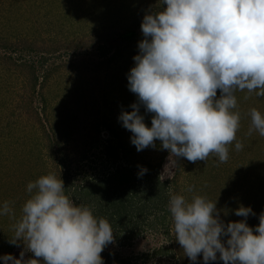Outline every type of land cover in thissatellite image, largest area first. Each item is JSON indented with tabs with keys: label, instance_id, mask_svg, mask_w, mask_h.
I'll return each instance as SVG.
<instances>
[{
	"label": "clouds",
	"instance_id": "9594fccd",
	"mask_svg": "<svg viewBox=\"0 0 264 264\" xmlns=\"http://www.w3.org/2000/svg\"><path fill=\"white\" fill-rule=\"evenodd\" d=\"M166 5L144 15L135 66L127 74L129 91L138 98L131 112L119 116L133 135L136 150L155 148V141L170 153L173 162L229 159V147L242 151L237 140L241 124L236 92L264 97V0H158ZM220 96L217 98V91ZM143 106L153 114L151 127L140 115ZM247 135L264 137V115L250 108ZM147 172L141 168L140 176ZM30 198L17 220L12 202L0 204V216L15 220L10 243L35 258L0 257L4 264H104L101 253L114 241L105 218L94 216L91 206L76 204L66 195L64 182L54 173L29 182ZM186 191L193 192L194 186ZM168 211L175 239L196 264L219 259L223 264H264V212L259 225L249 227L256 214L239 206L238 222L220 218L217 201L193 194L191 199L169 192ZM255 233V234H254ZM227 237L226 241L222 240Z\"/></svg>",
	"mask_w": 264,
	"mask_h": 264
},
{
	"label": "rangeland",
	"instance_id": "374dc122",
	"mask_svg": "<svg viewBox=\"0 0 264 264\" xmlns=\"http://www.w3.org/2000/svg\"><path fill=\"white\" fill-rule=\"evenodd\" d=\"M137 2L145 3V5L141 8L136 5ZM44 3L46 8L44 11L41 9L36 11L33 6L32 12L23 6L25 9L23 14L20 13L18 17H8L2 13L3 9L7 10V3L5 0H0V30L5 28V34L8 33L10 43H18L24 47L33 45L40 49H50L49 47L55 46V39L59 41L57 42L59 45L67 40L69 42V50H61L63 58L59 66L55 69L52 65L48 67L52 71L47 82L41 84L47 74L40 76L41 86L35 91L29 79L31 69L24 65L9 64L5 61L8 59L0 62V127L6 126L7 131L13 133V138H4L1 142V155L6 162L0 167V179H5L8 185L0 186V204L4 201L12 202L17 220L29 196L24 184L29 183L27 181L32 180V176L54 173L58 179H62L67 172L64 167L60 166L61 156H67L69 161L72 154H76L75 158L82 155L85 150L84 143L93 138L96 129L104 130L105 127L102 125L106 118L111 119L114 124L117 122L122 125L118 118L123 109L128 107L126 98L124 99L121 95L125 90H129L127 71L124 70L126 66L122 64L124 65L122 72L118 73L113 81L112 71H108L103 64L104 60L101 57L103 50L100 48L106 44L104 37L107 25V31L114 33H119L129 25L134 28L142 23V18L153 5L151 0H44ZM14 31L21 34L23 38L12 41L10 36ZM108 40H110L109 37ZM70 44L73 45L71 52ZM133 57L128 71L135 66ZM14 58H17V54ZM39 98L47 100L48 111L45 114L49 116V119H45L44 124L39 122L35 115L42 108ZM52 107L55 108V112H52ZM250 121L248 117L244 124ZM9 122H11L10 125H8ZM14 122H17L16 126L12 125ZM52 125L59 127L62 138L56 137L51 129ZM243 127L249 129L247 125ZM12 128L15 129V133ZM16 128L20 131L18 132ZM62 129L67 131H62ZM45 133L53 135L54 139L62 145L67 143L63 155L56 149L54 150L55 155L52 156L49 150L50 142ZM128 133L129 131L125 132L124 136ZM104 136L107 137V135ZM18 138L26 141L30 146L33 145L35 154L29 156V147L19 144ZM126 140L130 139L126 138ZM165 151L167 150L146 148L138 154L143 159L141 163L153 165L155 173L151 179L159 178L165 183L172 181L171 185L169 184L167 196L171 191L189 200L193 194H197L207 197L212 202L217 201L220 218L225 224L229 223L228 207L232 209L233 204L237 208L241 205L251 206L257 214L259 211H264V172L258 171V176L254 175L253 169L248 166L249 163L242 161L244 157L237 153L233 146L229 148V159L226 163H218V158L210 155L207 162L197 161L193 167L190 164V168L187 167L188 160L183 157L177 158L176 163L170 156L162 161ZM100 163L97 157L96 159L89 157L85 161L81 160L74 164L77 175H73L71 181L68 176V186L64 184L66 195L69 198L77 186L85 185L89 179L96 178L90 176L101 174L102 166H98L100 173L93 170L96 164ZM258 164L262 166V163ZM213 178L217 179L216 183ZM255 178H258V181ZM251 184L255 188H252ZM189 185L194 186L193 192L186 191ZM70 186L75 188L70 190ZM221 190L226 193L229 191L230 197L226 196L225 204H220V199L217 197ZM148 195H150L149 192ZM138 197L140 198L137 200V206L130 211L134 217L130 223L131 227L123 228L125 223L119 220L116 222L118 227L114 232L119 235L120 239L123 238V243L126 245L120 247V244L113 242L105 247L104 254L105 251H110L119 253L118 257L126 260L140 255H145L144 258L149 259L148 262L140 261L138 264L141 262L142 264H193L175 239L171 215L167 217V224H169L167 231L157 232L156 227H152V222L158 215L157 208H161L166 200L156 198L148 203L149 196L146 194ZM167 205L166 203L164 207ZM139 207L145 209L152 207L145 210L151 213L150 220L145 225L138 226L140 228L138 231H142L140 235L133 240H127L129 231L135 228L133 227L134 222L139 220L136 217ZM4 218L8 221L4 223L0 220V223H3L1 229L5 233V245L0 246V257L11 254L6 248L11 238L14 237L12 225L15 220L8 216ZM258 225L259 218L251 223L250 227L255 228ZM226 239L227 237L222 238L224 241ZM160 248H165L164 258L153 256L154 251ZM20 253H16L15 258L19 259ZM24 259H28L26 253ZM0 264H4L2 259H0ZM196 264H204L202 254L197 258ZM209 264H223V261L219 259V253H217V260L210 261Z\"/></svg>",
	"mask_w": 264,
	"mask_h": 264
},
{
	"label": "trees",
	"instance_id": "16d2710c",
	"mask_svg": "<svg viewBox=\"0 0 264 264\" xmlns=\"http://www.w3.org/2000/svg\"><path fill=\"white\" fill-rule=\"evenodd\" d=\"M5 3H7V10L3 9L2 13L8 17L20 16V13L24 12L25 10L24 7L29 8L32 12L33 6H35L36 11L40 9L42 11L46 10L44 0H37V2L36 0H5ZM151 3H153V5L150 9L147 10V14L153 11H159L161 10V8H166V5L161 6L158 3V0H151ZM136 5L143 8L145 3L142 4V2H137ZM142 13L144 14V12ZM107 26L105 31L106 36L104 37L106 44L102 45L100 48L101 50H103V54L101 55V57L104 60L103 64L106 66V69L108 71H112V79L114 78L113 81H115L117 74L122 72V67L124 66L122 64H125L126 66V69H124L127 71L126 75L130 72L128 71V68L129 64L132 63L131 58L133 57V55L138 54V43L142 41L144 37L140 27L141 24L134 26V28L129 25L128 27H125L124 30H120L119 33L107 31ZM107 36L110 38V40H108ZM8 38V33L7 35L5 34V28L3 30H0V62L8 59L5 61L9 62V64L11 63L17 66L24 65L31 69V75L29 79L31 86H33V91L39 88L41 84L47 82L48 76H50V73L52 71V69H49L48 67L52 65V68L55 69V67L59 66L63 58V53H61V50L69 48L68 40L62 45H59V43H57L59 41L55 39L54 42H56L54 43V47H49L50 49H40V47H35L33 45L24 47L20 46L18 43H10ZM10 38L12 41L21 40L23 36L21 34H17L14 31L12 32ZM71 47H73V45L71 46L70 44V52L71 50H73ZM16 54L17 58L15 59L14 55ZM19 61L21 63H19ZM78 68H80V66H78ZM43 72L46 73L41 74ZM42 75H46V77L42 79V83L40 84L39 77ZM124 92L121 95L124 97V99L126 98L125 100L126 104L128 103V107L126 109H123V111L131 112L133 109L130 107V105H132L133 103H138V98L129 90H125ZM235 95L237 97L239 110L241 112V127L236 133V137L237 140L242 141L244 144L243 150L236 152L244 157L242 161L249 163L248 166L253 169V174L258 176V171L264 172V137H261L257 132H253L251 136L247 135L248 129L246 127H243V125H247L248 128L250 127L251 121L244 124V122L249 117L247 113L250 108L254 107L259 110L262 115H264V97H256L255 94H252L248 99H245L244 97L247 95L246 90L245 92L237 91ZM219 96L220 92L218 90L217 98H219ZM39 99L42 108L40 110L37 109L39 111H37L35 115L38 117V121L44 124V120L49 119V116L45 114L46 111H48L47 100L43 98ZM140 109L141 115L144 116V123L148 127H151V119L153 114L147 113L146 109H144L143 106H141ZM52 112H55L54 107H52ZM10 124L11 122L8 123V125ZM13 124H15L16 126L17 122L12 123V125ZM102 126L105 127L103 131H101L100 128L96 129L93 138H90L89 141L84 143V153L82 155L80 154L79 157L76 158V154L70 155L69 161L67 160L68 157H65V155H63L67 143L62 145L61 142L54 139L53 135L45 133L47 140L50 142L49 150L51 151L52 156L55 155L54 150L56 149H58L59 153L63 155L61 156L60 166L64 167L67 172L66 176L62 177V180L66 187L68 186V176H70L71 181L72 176L77 175V171L74 170V164L79 163L81 160L85 161L89 157L91 159H96L97 157L99 159V162H101L100 164H96V166L94 167L95 169H93L100 173L98 166H102L101 174L90 176L96 178L89 179L85 185H80L76 188L74 186H70V190L73 187L75 188L72 192L73 195L70 196V198H72V200L76 204L91 206L94 216L107 219L112 225L114 235L113 242L120 244V247L125 246L126 243H123V238L120 239L119 235L115 234L114 232L116 227H118L116 226V222L119 220L120 222L125 223L123 225V228L131 227L130 223H132L134 217L132 216L130 211L133 207L137 206V200L138 198H140L138 196L145 194L149 196L147 198L148 203L153 202L154 200H156V198L157 200H166V202L162 204L161 208H157L158 215L155 218V221L152 222V227H156L155 230L157 232L167 231L166 229L169 227V224H167V217L168 215L170 216V213L168 211V208L164 207V205L166 203L168 204L167 201H169L170 199V196H167V192L169 189V184L171 185L172 181L165 183L160 181L159 178L151 179L152 175L155 173V171L153 170V165L150 163H141L143 159L139 157L136 147L131 143L132 133L130 131L126 136H124L125 132H127L128 130L117 122L115 124L112 123L111 119L109 118H106L103 121ZM7 128L8 127L6 126L0 127V167H2V165L6 162V160L3 159L1 155V142L2 140H4V138H13L12 131L8 132ZM51 129L56 137L62 138V133L59 127L52 125ZM12 130L15 133V129L12 128ZM19 131L20 130L18 129V132ZM62 131L67 130L62 129ZM68 135H65V137H68ZM104 135H107L108 138ZM126 138H129L130 140L128 141L126 140ZM18 141L19 144L29 147V156L31 154H35L33 145L30 146L26 141H21L19 138ZM231 146L235 148V142H233ZM150 149H162L161 142L159 140L155 141V148L149 147V150ZM168 156H170V153L168 151H165L162 157V161L165 160V158H167ZM257 163H262V166L260 164L257 165ZM190 164L192 165V167L195 165V163H191L188 161L187 167H189ZM141 168H146L148 172L140 176L139 173L141 171ZM155 170H157V168ZM43 175H40L38 177L32 176V180H29L27 182H34ZM255 179L258 181V178ZM213 180L215 183L217 182L216 178H213ZM27 184H24V186L27 187ZM72 184L76 185L75 182H72ZM7 185L8 182L5 179H0V186L5 187ZM251 187L255 188V186L253 187L252 184ZM258 190L259 189H257V191ZM148 192L150 195H148ZM228 193L229 191H227L226 193L224 190L218 192L219 195H217V197L220 199V204L226 203V196L230 197ZM258 193L260 194V191H258ZM29 198L30 194L27 199ZM151 208L152 207L145 209L144 207H139L138 213L136 215L139 220L134 222L133 227L135 228L134 230L131 229L129 231L130 233L128 235L129 237H127V240H133L136 236L140 235L142 231H138L140 229L138 228V226L145 225L150 220L151 213L146 212L145 210H149ZM228 209L229 222H238L244 220L243 217L239 218V216H236L234 214V211L238 209L234 204L232 206V209L231 207H228ZM251 209L256 215L254 219L252 215L247 218V224L249 227L250 224L254 223L255 220L259 218V215L264 212L259 211V214H257L252 207ZM0 220L4 221V223L8 221V219L4 218V216H0ZM2 225L3 223H0V246H2V244L5 245V233L1 229ZM8 244L9 247L7 246L6 250L10 251L13 257L17 255L16 253L24 251L28 256V259L35 258L31 252L26 251L23 243H21L19 247L11 244L10 241ZM164 250L165 248L155 250L153 256L164 258ZM101 255H104L102 256L104 264H138V262L140 261L145 263L149 260L147 258H144L145 255L132 257V259L126 260L122 257H118L119 253H111L110 251H105V254L103 251ZM130 261L132 262L130 263ZM41 264H43L42 260Z\"/></svg>",
	"mask_w": 264,
	"mask_h": 264
}]
</instances>
